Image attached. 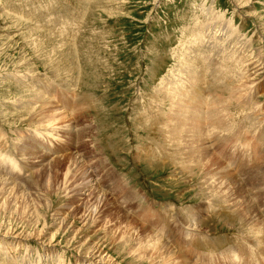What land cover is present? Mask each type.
I'll list each match as a JSON object with an SVG mask.
<instances>
[{"label":"rangeland","instance_id":"rangeland-1","mask_svg":"<svg viewBox=\"0 0 264 264\" xmlns=\"http://www.w3.org/2000/svg\"><path fill=\"white\" fill-rule=\"evenodd\" d=\"M250 1L0 0V264H85L76 246L114 264H229L243 237L264 251V64L243 88L192 84L220 126L180 133L169 98L190 78L184 47L209 39L204 8L264 57V0ZM37 95L66 116L48 124ZM232 152L250 158L237 168Z\"/></svg>","mask_w":264,"mask_h":264},{"label":"bare ground","instance_id":"bare-ground-1","mask_svg":"<svg viewBox=\"0 0 264 264\" xmlns=\"http://www.w3.org/2000/svg\"><path fill=\"white\" fill-rule=\"evenodd\" d=\"M233 2L235 3V5H237V8L245 9V11L251 3L250 0H233ZM207 9H208V11L206 10V8H204L203 12H206L205 16H207V18H208V14H209V20L203 21L204 22L203 33L206 34L205 38H209V39H208V41H206V39H201L200 36L193 34L192 43H190L189 46L184 47L185 48L184 52H182V54H181V58H183L182 59L183 66L182 65L181 66L183 68L179 69L176 73V74L180 73V75L182 73L183 76L190 75V78H187L186 80H183V81H177V82H176L175 78H171V80L169 81V83L173 84V89L171 92L172 95L170 94L171 96L169 95V98L170 97L173 98L175 101V104L176 105L178 104L180 106V111L176 112L177 115L180 117L179 127L177 125H175L176 128H174L175 130L179 129L180 133L181 132L184 133L185 131L196 132V129L193 127L194 125L199 124V127H200L201 125L206 124V122H211V121H214V123L217 126H220L219 122L215 118L216 110H215V104L213 101L208 102L207 105L205 106V108L203 105V104H205V101H203V104L200 103L197 106L194 105V100L196 101V103H197V100L195 99V96H194L195 89H194L192 84L198 83V84H201L202 86H205V82L207 80L206 79L207 73H209L211 75L213 74L214 75L213 78H215L214 79L215 80L214 85L212 86V88H214V89L220 88V91L225 90L226 87L228 86L227 84L229 83V81L233 80L234 78H237V80H238L237 84L236 85L234 84L235 88H237V86L240 88H243V87L249 86L251 84L250 82H252V80H254V78H252V75L254 73L258 72L260 70V66L264 64V57L260 54L261 52L255 53V50H254V53H255V55L257 54L256 59H258V60L253 59L252 61H249V58L251 55L249 56L247 52L243 51L244 48L245 49L247 48L245 42H243V39L238 38L240 36L237 34V32H235V30L232 28V26L230 27L229 25L226 24V22L224 20V15L219 14L212 7H210V8L208 7ZM216 36L220 37V39L218 41L215 39ZM237 41H238V43H237ZM208 42H210L212 45H208ZM203 46L207 47V49L204 51V54L206 56L204 63H202L201 61H198L195 57V56L200 54V48ZM188 49H190V50H188ZM211 51L213 53L212 56L210 54ZM185 57L189 58V60H184ZM244 65H245V70H243ZM237 70H240V71H237ZM243 71H245V72L243 73ZM193 76H195V77H193ZM224 82H226V84ZM185 89H186V91H184ZM37 96H38V98L36 96H34V97L39 99V101L44 104V108H46L48 111V113H47L48 115L46 114L48 116V120H49L48 124L53 125L55 117H57L56 120H58V118L60 119L63 116H66L67 113L65 111H62L60 109L61 107L57 106V104L56 105H50V102L46 98H43L42 95H37ZM218 96L219 95L215 96V94H214V97H218ZM46 101H48L49 103H47ZM22 106H24V105H22ZM50 107H52V108H50ZM210 107L212 108L211 110L209 109ZM40 108H41V106H40ZM208 115L209 116L213 115L212 117L210 116L211 120L208 119L209 118ZM39 116H40V114H39ZM46 155H48V154H46ZM52 161H48L46 163V165H50V162H52ZM30 167H31V165H30ZM83 176H84L83 179L86 180L85 183H83V185L88 187V185L91 184V187H93V184H94V185H96V186H94V188L96 187V189L100 193V189L98 188V185H97L98 181H94L95 180L94 175L91 173L86 174V171L84 170ZM0 182H1V180H0ZM2 182H4V184H6V185L12 184L13 187H14V183H15V182L12 183L11 181H9V179L8 180L4 179V181H2ZM15 185H17V184H15ZM104 195L105 194L100 193V196L97 197L98 203L101 202V199L103 198ZM93 207H94V209H91V210L94 211L96 208V205H94ZM93 211H92V213H93ZM149 211L147 212V215L150 217V215L152 214L151 213L152 210H149ZM87 220H89V218ZM186 233H188V232H186ZM211 240L212 239H210V241ZM219 242L220 241H217V243H219ZM49 244H51V242L48 243V246H49ZM233 245H235V243H233ZM245 245L250 247V249L253 253L254 259H256L258 261V260L264 258L263 257L264 251H262V249H260L258 247V243H255L253 239H250L247 237H243L241 239V241H238V244H236V247H233V248H236L237 251L239 250L240 253H246L247 249H246ZM44 246H46V245H44ZM3 247L6 248L3 250H8V249H10L11 246H3ZM233 248H229V250H231V251L228 252L226 254V256H224L225 258L229 257V260H228L229 264H237V259H236L237 252L235 250H233ZM74 250H77L76 252H77V255H78L77 257H78L79 261H83L85 264H114L113 258L111 256H109L108 254H104L103 250H101L100 248H96V247L85 248L82 246H76L74 248ZM203 255H205V254H202V257H203ZM8 257H10V256H8ZM209 257H210V259L208 258V261L210 262L213 260V258H211L212 256H210V255H209ZM202 259L203 258H201V260ZM204 259L206 260V258H204Z\"/></svg>","mask_w":264,"mask_h":264}]
</instances>
